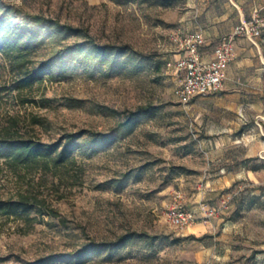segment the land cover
<instances>
[{"label":"rangeland","instance_id":"obj_1","mask_svg":"<svg viewBox=\"0 0 264 264\" xmlns=\"http://www.w3.org/2000/svg\"><path fill=\"white\" fill-rule=\"evenodd\" d=\"M2 6L15 22L43 14L83 32L47 38L36 59L56 55L53 73L22 95L3 94L0 129L45 142L86 134L75 142L79 186L20 178L0 160V198L36 187L62 218L22 233L0 216V264H264V79L233 80L241 112L221 91L181 102L180 75L166 61L177 54L170 36L184 0H0V14ZM78 42L84 58L67 52ZM95 44L116 49L98 55ZM14 76L0 54V86ZM145 105L148 114L127 120ZM180 190L187 207L214 205L217 215L172 226L166 213ZM122 237L78 256L90 241Z\"/></svg>","mask_w":264,"mask_h":264},{"label":"trees","instance_id":"obj_2","mask_svg":"<svg viewBox=\"0 0 264 264\" xmlns=\"http://www.w3.org/2000/svg\"><path fill=\"white\" fill-rule=\"evenodd\" d=\"M2 7L0 54L6 58L15 76L11 86H0V99L3 94L12 91L22 95L25 89L31 90L53 73L52 62L56 55L43 60L36 59V54L44 46L47 38L53 34L83 32L78 27L43 14L25 13L21 21L15 22V19L7 15L10 10L8 6ZM91 48L96 54L104 56L116 49L96 44L91 45ZM66 49L71 56L84 58V42L67 45ZM119 50V53L126 51L125 47ZM23 101H34V99L24 98ZM151 108L152 105L139 106L130 112L127 120L148 114ZM84 134L86 131L67 133L57 141L45 142L35 137L24 136L5 126L0 129V160L11 173L20 178L39 175L42 180L52 177V183L57 182L58 186L64 185L69 188L79 186L82 185L84 169L77 161L75 142ZM92 135L100 137L102 133L92 132ZM0 216L20 222L16 228L22 233H27L35 222H40L45 216L62 219L59 210L36 187L26 189L21 187L13 196L0 198ZM129 238L122 237L109 242L90 241L80 250L78 256L117 247Z\"/></svg>","mask_w":264,"mask_h":264},{"label":"built area","instance_id":"obj_3","mask_svg":"<svg viewBox=\"0 0 264 264\" xmlns=\"http://www.w3.org/2000/svg\"><path fill=\"white\" fill-rule=\"evenodd\" d=\"M264 32V9L255 8L248 20L241 21L230 33L223 36L214 49L210 60L203 58L202 47L205 36L201 31H174L170 42L177 56L166 61V67L180 75V83L175 89V95L184 103L197 96L214 94L223 88L226 78V68L235 58V40L244 37L252 42L262 38ZM185 196L178 191L170 201L167 218L170 224L184 228L201 218L209 219L217 215L216 206L200 205L191 209L185 204Z\"/></svg>","mask_w":264,"mask_h":264},{"label":"crops","instance_id":"obj_4","mask_svg":"<svg viewBox=\"0 0 264 264\" xmlns=\"http://www.w3.org/2000/svg\"><path fill=\"white\" fill-rule=\"evenodd\" d=\"M255 8L264 9V0H184V10L176 27L182 32L201 31L206 40L202 47L203 58L210 60L218 41L233 31L241 21L250 19ZM235 48V58L225 71L226 78L220 90V98L225 102L232 100L226 105L228 110L241 112L243 101L238 104L233 100L239 94L230 85L233 80L246 75L257 80L264 79V32L256 42L244 37L236 38ZM190 208L198 209V206Z\"/></svg>","mask_w":264,"mask_h":264}]
</instances>
